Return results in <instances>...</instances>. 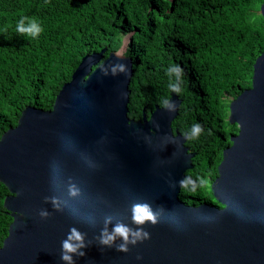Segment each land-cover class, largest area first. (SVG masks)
<instances>
[{"label":"water","instance_id":"1","mask_svg":"<svg viewBox=\"0 0 264 264\" xmlns=\"http://www.w3.org/2000/svg\"><path fill=\"white\" fill-rule=\"evenodd\" d=\"M104 52L82 59L51 110L28 106L0 138V182L9 190L4 206L13 218L0 264H62L61 241L70 227L87 233V242L106 217L112 218L109 230L117 221L128 223L137 202L164 208L156 226H144L150 240L130 245L128 253L93 241L84 257H74L76 264H264V52L254 63L252 87L230 103L228 121L239 132L230 137L211 185L222 207L188 205L172 186L193 168L195 155L186 135L172 128L182 100L173 93L172 114L156 106L150 117L144 110L142 119L130 118L132 59L118 53L104 59ZM113 62L128 65L127 77L102 75ZM165 134L179 145H165ZM69 180L79 197H69ZM45 196L60 199L63 212H53ZM40 208L51 218L41 220Z\"/></svg>","mask_w":264,"mask_h":264},{"label":"trees","instance_id":"2","mask_svg":"<svg viewBox=\"0 0 264 264\" xmlns=\"http://www.w3.org/2000/svg\"><path fill=\"white\" fill-rule=\"evenodd\" d=\"M264 0H0V138L18 125L32 106L51 110L65 83L87 54L118 52L130 34L125 56L132 59L129 117H148L163 99L177 94L182 103L172 122L175 132H203L185 145L193 168L185 176L218 177L223 151L238 134L228 121L230 103L252 87L254 63L264 52ZM21 16L43 28L37 39L16 32ZM183 68L181 92H172L170 64ZM0 182V247L13 218ZM192 206L222 207L211 188L181 189Z\"/></svg>","mask_w":264,"mask_h":264},{"label":"clouds","instance_id":"3","mask_svg":"<svg viewBox=\"0 0 264 264\" xmlns=\"http://www.w3.org/2000/svg\"><path fill=\"white\" fill-rule=\"evenodd\" d=\"M16 32L25 37L31 39H37L43 32V28L35 18L21 16L16 23ZM125 42L126 41H124L123 46L125 45ZM123 46L121 47L122 50H123ZM120 50L116 52V54L117 53L119 54L121 52ZM124 50L125 51L123 56L126 57L125 52L127 51V46L124 47ZM87 55H91V54H87ZM117 58L118 60H120L119 57ZM129 71L130 70L128 65L122 62L108 63L101 68V72L104 77L109 76V74H111L112 77H117L118 75L121 74L127 77ZM183 71L184 70L180 65H177L175 63L169 65L166 74L170 78L173 75L176 78L175 82H173L170 79L167 85V87L172 92L175 93L181 92V82H182L181 77L183 75ZM123 96L124 93L121 92V97ZM162 107L169 114H172L175 112L177 105L175 101L172 100L170 101L169 99H163ZM154 127L157 130H159L160 126L159 124H155ZM202 132H203L202 125L199 123H193L190 132L186 133V137L187 139H196L198 138L199 134ZM160 139L165 145L173 144V143H175L177 146L179 145V141L173 140L172 138L168 137L166 134ZM144 140L148 144L152 143V139L150 135H145ZM85 159L90 167H97V165H95L91 160H87V158ZM177 185L181 189H186L191 192H195L198 188L203 189L210 187V183L208 179L198 177L197 180H193L192 177L190 176H185L183 179L177 181L172 186L173 188H175L177 187ZM67 192L70 198H77L81 194L80 189L71 180L68 181ZM16 194L17 196L20 195V193H16ZM43 202L45 204H50L53 212L56 213L63 212V202L60 199L56 197L45 196ZM163 212H164V208L162 206H158L154 211L151 204L147 202L133 203L130 208V220L128 223H125L124 221H117L115 225L111 228V230H109L108 225L112 223V218L106 217L103 221V226L99 234L95 235L91 240H87V242H86L87 233H82L75 226L70 227L68 234L66 235V238L61 241L60 259L62 261V264H76V260L74 259V257H84L86 253L83 250L87 247L92 246L93 241H95L96 244L101 246L102 248H109V249L115 248L117 252L128 253L130 250L129 249L130 245L135 247L138 244L150 240L151 234L147 230H145L144 226L146 224H151L153 227L156 226L158 224V218L160 215L163 214ZM37 215L41 220H48L51 218L52 212H49L46 208H40L37 212ZM117 241H119V243H117ZM136 258L137 260L142 259L141 256H137Z\"/></svg>","mask_w":264,"mask_h":264},{"label":"rangeland","instance_id":"4","mask_svg":"<svg viewBox=\"0 0 264 264\" xmlns=\"http://www.w3.org/2000/svg\"><path fill=\"white\" fill-rule=\"evenodd\" d=\"M129 37H130V34L129 35H127V36H125V45L123 46V50L118 54L119 55V57H124L123 55H124V47H126L127 45H128V42H129ZM230 108V107H229ZM228 119V118H227ZM209 188H211V185H210V187Z\"/></svg>","mask_w":264,"mask_h":264}]
</instances>
